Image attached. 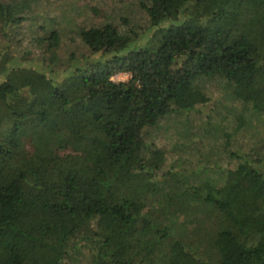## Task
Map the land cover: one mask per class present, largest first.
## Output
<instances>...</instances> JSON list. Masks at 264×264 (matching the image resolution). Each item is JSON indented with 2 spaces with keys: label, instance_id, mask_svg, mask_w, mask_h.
<instances>
[{
  "label": "trees",
  "instance_id": "16d2710c",
  "mask_svg": "<svg viewBox=\"0 0 264 264\" xmlns=\"http://www.w3.org/2000/svg\"><path fill=\"white\" fill-rule=\"evenodd\" d=\"M41 1L0 0V264L41 236L46 264H157L170 237L177 264H264V144L232 138L264 122V0H137L66 55Z\"/></svg>",
  "mask_w": 264,
  "mask_h": 264
},
{
  "label": "rangeland",
  "instance_id": "374dc122",
  "mask_svg": "<svg viewBox=\"0 0 264 264\" xmlns=\"http://www.w3.org/2000/svg\"><path fill=\"white\" fill-rule=\"evenodd\" d=\"M136 1L137 0H43L41 1L40 5H42L41 9L44 8V10L51 14V17L54 18L59 29L61 31L63 30L65 37L72 40V42L66 43L64 46L62 55H66L71 50L75 51L82 49V46H77L78 36L75 35V32L78 28L102 24L109 17L112 18L113 21L120 22V18L123 16L129 17L132 14L134 15L135 10L137 9ZM93 8H95V10ZM73 40H75L74 43ZM128 78L129 73L125 72L116 73L111 77V79L115 82L126 81ZM254 89L257 91L259 97L257 105L264 107V78H260L256 81ZM222 104H227V102L222 99L220 102H214L213 104L209 103L205 109L206 111L203 110L205 113H192L190 115V123L193 132L198 130V124H200V122L205 118L204 115H206L207 110V114L210 116V121L213 124V127L215 124H219L218 121L222 117V114H220V111L218 110H215L214 112L211 108L212 106L217 105L216 108L221 110ZM252 123V128L249 129V135L247 137L244 134L232 137L235 139L233 141L234 148L237 147V139L239 138H242L245 149H248L253 144L259 143L260 140H262L261 142L264 144L263 120L259 116L254 115L252 118ZM164 127L166 129V133L173 134L176 130H179L174 126L173 123H167L164 125ZM164 134L165 133L161 134V136L159 135L158 139L156 140L157 143L163 141L164 143L168 142V137H163ZM191 159L195 160L193 157H191ZM50 221L51 218L48 215L33 214L29 220H25L22 223L18 222V226L21 230H27L28 225L31 229L30 232L32 236L38 238L41 235V229L49 224ZM39 239V244L33 246V249L30 250L29 254L23 257V264H46L47 259L58 253L57 244L54 241L48 238L43 239L42 236ZM175 239L176 238L174 237L167 238L166 245H162L161 243V247L163 246V248L159 247L155 249L154 257L156 258L157 264H177L179 258L176 259L175 254L171 252V245ZM184 240L187 241L186 238ZM190 247L195 251H200V247L196 248L193 245ZM0 248L2 247L0 246ZM4 254L5 251L0 249V261L5 259ZM61 264L73 263L67 258L61 262Z\"/></svg>",
  "mask_w": 264,
  "mask_h": 264
}]
</instances>
